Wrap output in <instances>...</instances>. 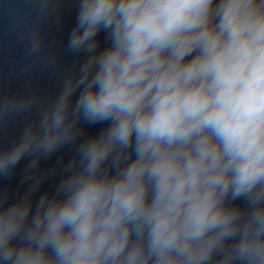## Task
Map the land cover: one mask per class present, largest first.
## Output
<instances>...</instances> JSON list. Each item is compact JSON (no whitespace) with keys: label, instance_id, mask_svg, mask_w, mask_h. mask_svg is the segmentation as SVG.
<instances>
[{"label":"clouds","instance_id":"1","mask_svg":"<svg viewBox=\"0 0 264 264\" xmlns=\"http://www.w3.org/2000/svg\"><path fill=\"white\" fill-rule=\"evenodd\" d=\"M69 47L93 55L0 173L106 128L34 212L0 196V264H264V0H80Z\"/></svg>","mask_w":264,"mask_h":264},{"label":"water","instance_id":"2","mask_svg":"<svg viewBox=\"0 0 264 264\" xmlns=\"http://www.w3.org/2000/svg\"><path fill=\"white\" fill-rule=\"evenodd\" d=\"M80 0H0V48L73 32Z\"/></svg>","mask_w":264,"mask_h":264}]
</instances>
